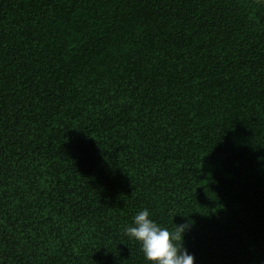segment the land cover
Segmentation results:
<instances>
[{
  "label": "trees",
  "instance_id": "16d2710c",
  "mask_svg": "<svg viewBox=\"0 0 264 264\" xmlns=\"http://www.w3.org/2000/svg\"><path fill=\"white\" fill-rule=\"evenodd\" d=\"M264 264V0H0V264Z\"/></svg>",
  "mask_w": 264,
  "mask_h": 264
},
{
  "label": "clouds",
  "instance_id": "9594fccd",
  "mask_svg": "<svg viewBox=\"0 0 264 264\" xmlns=\"http://www.w3.org/2000/svg\"><path fill=\"white\" fill-rule=\"evenodd\" d=\"M190 221L168 228L152 217L148 208L139 210L124 233L136 241L147 264H195V257L183 246Z\"/></svg>",
  "mask_w": 264,
  "mask_h": 264
}]
</instances>
